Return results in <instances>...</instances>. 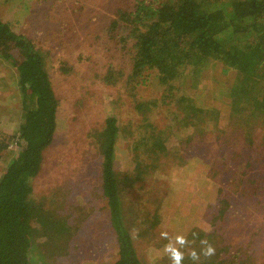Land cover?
I'll list each match as a JSON object with an SVG mask.
<instances>
[{"label": "rangeland", "instance_id": "1", "mask_svg": "<svg viewBox=\"0 0 264 264\" xmlns=\"http://www.w3.org/2000/svg\"><path fill=\"white\" fill-rule=\"evenodd\" d=\"M138 1L158 0H0V19L44 52L58 99L51 143L33 179L34 196L48 210L58 209L70 229L65 254L63 245L54 246L52 264L117 258L95 138L108 117L118 128L113 170L121 214L143 263L171 264L163 251L169 241L160 236L167 232L169 238L184 235L189 241L180 249L182 264H194L188 253L199 252L202 239L216 252L201 256L199 264H264V120L252 119L249 129L232 119L226 91L234 73L207 65L210 60L195 72L183 68L168 83L150 71L143 73L145 82L140 75L131 79L133 40L125 32L122 36L118 27L129 22L117 10L131 11ZM186 99L215 110V119L203 124L216 127L205 143L186 141L192 132L182 126ZM21 116L15 68L0 58V138L14 132ZM155 133L165 137L162 148H149ZM10 149L1 153L0 167L20 144ZM51 164L58 167L51 171ZM52 179L67 186L65 191ZM33 241L32 253L50 256L48 237ZM35 261L31 254L29 264Z\"/></svg>", "mask_w": 264, "mask_h": 264}, {"label": "trees", "instance_id": "2", "mask_svg": "<svg viewBox=\"0 0 264 264\" xmlns=\"http://www.w3.org/2000/svg\"><path fill=\"white\" fill-rule=\"evenodd\" d=\"M117 11L120 19L129 22L118 27L122 36L125 32L133 40L131 79L140 75L145 82L143 73L150 71L160 82L168 83L183 68V73L188 67L195 72L210 60L207 65L219 64L234 73L233 85L226 91L232 119L249 129L252 119L264 120V0L138 1L131 11ZM117 22L113 21L114 26ZM39 49L0 19V58L15 68L22 108L14 132L0 138V157L3 151L20 144L18 151L13 149L12 159L0 167V264H29L31 254L36 259L34 264H52L54 246L63 245L65 254L69 243L70 229L60 227L61 218L51 217L43 199L33 194V179L40 174L43 152L51 143L58 107L45 71L44 52ZM188 102L186 99L182 106L184 123L179 116L175 120L192 129L187 143H205L216 127L208 130L203 124L205 119H215V110ZM116 130L114 118L108 117L95 135L103 156L102 196L118 248L114 261L101 264H145L135 252L121 214L118 175L113 170ZM152 138L149 148H162L165 137L155 133ZM55 224L59 228L51 230ZM38 237L49 238L51 258L48 251L32 253L33 240Z\"/></svg>", "mask_w": 264, "mask_h": 264}, {"label": "clouds", "instance_id": "3", "mask_svg": "<svg viewBox=\"0 0 264 264\" xmlns=\"http://www.w3.org/2000/svg\"><path fill=\"white\" fill-rule=\"evenodd\" d=\"M160 236L162 239H167L169 242L164 245L163 251L167 254L168 259L171 261V264H182L185 256L184 253L180 250L184 248L189 241L184 235H176L174 238H169L167 232H161ZM201 247L200 251L197 252L195 249H190L188 256L194 264H199L201 256L204 258H210L215 255V247L209 243L207 239H202L200 241ZM179 245V247H177Z\"/></svg>", "mask_w": 264, "mask_h": 264}, {"label": "crops", "instance_id": "4", "mask_svg": "<svg viewBox=\"0 0 264 264\" xmlns=\"http://www.w3.org/2000/svg\"><path fill=\"white\" fill-rule=\"evenodd\" d=\"M68 161H69V160H67L66 163H67ZM56 167H58V165L55 164V166H53V165L51 164V165H50V170L53 171V169L56 168ZM53 182H57V183H59L61 186H63V187H62V188H63L62 190H64V191H65V189L67 188V186H65L64 184H61L59 181H56V180L53 181V179H52V180H51V183H53ZM51 185H52V184H51ZM55 186H56V185H55ZM49 187H50V186H49ZM57 190L60 191L59 188H58ZM73 195H76V190H75V188H74V190L71 191V196H73ZM50 210H51V212L53 213V214H52V213L50 212L51 217H54V219H57V220H58V218H61V219H60L61 221L59 220L60 227H61V226H63V227L65 226L66 230H68V229H69V226H68L67 223H66L65 216L62 215L61 212H60L58 209H57L58 211H57V210H54V209H50ZM57 217H58V218H57ZM63 220H65V221H63ZM63 222H65L64 225H63ZM55 225H56V224H55ZM57 228H59V225H56V227H52L51 230H55V229H57Z\"/></svg>", "mask_w": 264, "mask_h": 264}]
</instances>
